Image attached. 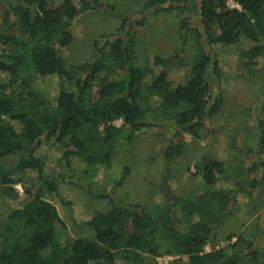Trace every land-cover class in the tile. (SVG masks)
Masks as SVG:
<instances>
[{"label": "trees", "instance_id": "1", "mask_svg": "<svg viewBox=\"0 0 264 264\" xmlns=\"http://www.w3.org/2000/svg\"><path fill=\"white\" fill-rule=\"evenodd\" d=\"M229 1L140 0L128 13L103 0H0V196L16 203L0 221V264H157L166 254L186 264L264 260V99L254 141L248 126L232 141L250 160L211 145L196 162L198 189H173L169 163L180 146H167L160 209L103 192L109 207L72 233L50 198L63 182L108 172L119 148L146 128L161 136L169 125L199 138L215 132L224 102L219 47L241 48L246 67L264 52V0ZM90 10L117 17L118 31L95 37L89 59L75 63L68 47ZM189 10L177 51L141 60L136 29L152 13ZM51 78L53 96L42 87ZM8 156H17L14 164ZM32 172L36 181L27 184ZM243 197L261 211L253 231L228 233L225 246L207 250Z\"/></svg>", "mask_w": 264, "mask_h": 264}, {"label": "rangeland", "instance_id": "2", "mask_svg": "<svg viewBox=\"0 0 264 264\" xmlns=\"http://www.w3.org/2000/svg\"><path fill=\"white\" fill-rule=\"evenodd\" d=\"M103 1L110 2L119 10L128 13H133L140 4V0ZM229 4L232 7L237 5L233 0ZM192 13L190 10L182 15L175 12L152 13L148 23L136 29L139 35L138 56L141 60L152 58L156 54L169 56L175 53L181 43V19ZM118 26L119 19L106 11H86L75 23L74 40L68 47L69 58L75 63L85 62L93 52L94 38L103 33H117ZM249 45L250 43H245L241 47L246 48ZM185 49L184 53L188 56L194 51V46L188 43ZM219 57L223 73L221 87L224 102L221 114L214 122V127L217 128L215 132L199 138L185 131L177 134L179 129L169 125L166 135L161 136L149 127L131 145H122L119 148L108 172L95 178L83 176L79 182H63L60 194L51 195L50 198L72 233L86 230L85 223L94 212L109 207L103 192H111L125 201L143 203L151 210L163 207L160 185L165 168V153L170 144L180 146V154L169 163L170 184L178 193L200 188L202 179L196 172V162L211 145L226 158L243 156L246 161L250 160L232 141L235 136L238 139L246 132H241V127H250L247 135L251 138L248 140L255 139L253 134L257 130L254 126L262 114L261 103L264 99V52L249 67L243 63L247 57L241 55V48L237 46H220ZM42 87L51 96L56 95L58 81L55 78L48 79L42 83ZM117 124L121 125L122 120H117ZM16 159L17 156H8L5 163L12 165ZM36 178V173L32 172L26 180L27 184H32ZM18 187L23 189L21 184ZM14 207L16 203L13 200L0 196V221ZM260 212L255 213L249 205V198L243 197L233 208L232 215L221 225L218 236L206 249L225 246L228 233L253 231V222ZM166 255L172 256L166 258V264H186L178 262L176 255ZM156 261L159 264L157 259ZM243 264H264V260L261 263L247 260Z\"/></svg>", "mask_w": 264, "mask_h": 264}, {"label": "built area", "instance_id": "3", "mask_svg": "<svg viewBox=\"0 0 264 264\" xmlns=\"http://www.w3.org/2000/svg\"><path fill=\"white\" fill-rule=\"evenodd\" d=\"M168 257H172V256H170V255H162V256L157 257L158 263L159 264H166L167 262H165V260Z\"/></svg>", "mask_w": 264, "mask_h": 264}]
</instances>
